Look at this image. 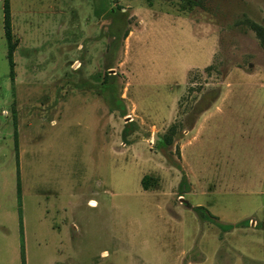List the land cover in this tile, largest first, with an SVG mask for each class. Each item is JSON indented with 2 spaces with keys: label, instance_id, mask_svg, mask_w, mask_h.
Wrapping results in <instances>:
<instances>
[{
  "label": "rangeland",
  "instance_id": "1",
  "mask_svg": "<svg viewBox=\"0 0 264 264\" xmlns=\"http://www.w3.org/2000/svg\"><path fill=\"white\" fill-rule=\"evenodd\" d=\"M170 1L0 0V264H264V0Z\"/></svg>",
  "mask_w": 264,
  "mask_h": 264
},
{
  "label": "crops",
  "instance_id": "2",
  "mask_svg": "<svg viewBox=\"0 0 264 264\" xmlns=\"http://www.w3.org/2000/svg\"><path fill=\"white\" fill-rule=\"evenodd\" d=\"M178 1L180 2V0H178ZM196 1H198V0H196ZM179 2H178V3H179ZM192 2H193V0H183V1H181L180 4L182 5V7H181L180 9H178V10H177V8H176V5L178 4V3H177V0H171V1H170V4H171V8H172V9H175V10H177V11H179V12H180V11H183V12H184V11H187V10H188V11H190V12H188L189 14H192V15L194 14V15H195V13H194V12L192 11V9H191V8L193 7ZM176 3H177V4H176ZM195 4H196V3H195ZM197 5H198V4H197ZM197 5H196V6H197ZM194 6H195V5H194ZM130 32H131V31H130ZM130 32H129V34H130ZM129 34H128L127 37L125 38L126 41H127V40L129 39V37H130ZM125 43H126V42H125ZM214 57H215V56H214ZM211 65H212V64H211ZM209 66H210V65H209ZM126 96L128 97V93H127V91H126ZM146 190H147V189H146ZM91 204H92V205H96V201H95V200H91Z\"/></svg>",
  "mask_w": 264,
  "mask_h": 264
},
{
  "label": "trees",
  "instance_id": "3",
  "mask_svg": "<svg viewBox=\"0 0 264 264\" xmlns=\"http://www.w3.org/2000/svg\"><path fill=\"white\" fill-rule=\"evenodd\" d=\"M195 1H196V0H195ZM110 11H111V12H115L114 8H112ZM252 26H253L254 29L258 32V33H257V34H258V37H259V39H261V42H262L263 45H264V29H263V27L257 25L256 23H253ZM127 35H128V34H127ZM127 35L125 36V38L127 37ZM209 67H211V66H209ZM209 67H208V68H209ZM146 177H148V176H145V177H144V179H143V185H144V188H145V189H148V188H149L148 183L145 182V178H146ZM18 192H19V195L21 196V188H20V185H18ZM209 215H210L211 219L214 220V217H213L211 214H209ZM244 222H245V221H243L242 223H244ZM228 226H229V227H234L235 225H234V224H230V225H228ZM228 226H227V227H228ZM23 264H26L25 260H23Z\"/></svg>",
  "mask_w": 264,
  "mask_h": 264
},
{
  "label": "water",
  "instance_id": "4",
  "mask_svg": "<svg viewBox=\"0 0 264 264\" xmlns=\"http://www.w3.org/2000/svg\"><path fill=\"white\" fill-rule=\"evenodd\" d=\"M155 140H156V135H155Z\"/></svg>",
  "mask_w": 264,
  "mask_h": 264
}]
</instances>
